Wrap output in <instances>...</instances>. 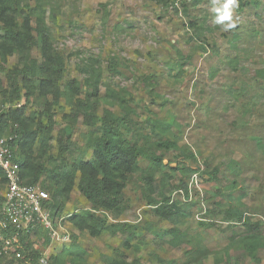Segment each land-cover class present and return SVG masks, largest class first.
I'll use <instances>...</instances> for the list:
<instances>
[{"label": "rangeland", "instance_id": "1", "mask_svg": "<svg viewBox=\"0 0 264 264\" xmlns=\"http://www.w3.org/2000/svg\"><path fill=\"white\" fill-rule=\"evenodd\" d=\"M230 3L19 0L29 40L5 47L0 116L18 162L31 148L29 180L71 188L54 220L66 239L39 230L0 264H264V0ZM105 112L144 153L110 211L78 188ZM84 213L98 236L73 224Z\"/></svg>", "mask_w": 264, "mask_h": 264}, {"label": "trees", "instance_id": "2", "mask_svg": "<svg viewBox=\"0 0 264 264\" xmlns=\"http://www.w3.org/2000/svg\"><path fill=\"white\" fill-rule=\"evenodd\" d=\"M14 14L17 15L19 19H22L23 23H18L14 19ZM23 14V9L19 6V0H0V30L3 33L2 36H0V76L5 69V64L7 63L8 53L5 52V47L11 44L24 47L28 43L29 30L24 27L27 23L25 19L27 16ZM24 32L27 33L26 37L23 35ZM40 37L43 44H47L46 36L43 33V30L40 31ZM53 69V71H56L55 64ZM17 71L18 75H21L24 78L29 76V70L26 67L18 69ZM52 88L56 89V87L53 86ZM94 90L96 93V87ZM57 91L58 89L53 91V95L57 94ZM84 115L85 121H90V115H86L85 112ZM0 119L2 128L6 129L2 116H0ZM116 121L117 119L110 112H105L103 119L101 120L102 134L99 138V148L95 154L94 160L87 163H81L78 168L81 173V181L78 187L79 191L88 201L100 204L108 211L113 210V204L116 203L118 197L124 189L127 175L135 172L138 160L144 154L142 149H138L133 146L121 147L116 143L117 138L115 129L118 125ZM155 127L166 129V127L159 122L156 123ZM65 128L66 129H64V131L67 135L68 142L72 135V128ZM22 139L23 138L21 136L18 141H22ZM159 145L163 148H169L168 142L159 143ZM25 148H27V144L21 145V151L25 155L22 163L19 162L21 168V178L25 184H37L35 180H29L27 173L28 166H30L29 160H31L32 151L31 148H27L26 153ZM35 177L37 178V172L35 173ZM57 178L51 177V180H57ZM0 179L2 185L4 183V179L1 172ZM40 186L55 200L56 211L60 210L63 202L62 200L69 192L71 183L70 185H64L62 187L58 186L56 183L55 185H52V188L50 186H44V184H40ZM72 219L73 224L76 227L81 228L80 224H84L92 236H98L100 233L99 228L104 225L101 220L93 218V216H90L88 213H84L80 219ZM255 238L256 235H249L243 240V242L240 243L251 257L255 256V252L258 249ZM25 240L26 238L22 240V254L32 253L28 248L29 243L25 242ZM1 258H5V256L0 255V261Z\"/></svg>", "mask_w": 264, "mask_h": 264}, {"label": "built area", "instance_id": "3", "mask_svg": "<svg viewBox=\"0 0 264 264\" xmlns=\"http://www.w3.org/2000/svg\"><path fill=\"white\" fill-rule=\"evenodd\" d=\"M15 136L2 128L0 119V172L4 183L0 195V255L18 260L22 257L23 239L43 230L48 237L66 239L60 224L54 227L55 200L40 184H25L21 168L14 154ZM1 183V179H0Z\"/></svg>", "mask_w": 264, "mask_h": 264}, {"label": "clouds", "instance_id": "4", "mask_svg": "<svg viewBox=\"0 0 264 264\" xmlns=\"http://www.w3.org/2000/svg\"><path fill=\"white\" fill-rule=\"evenodd\" d=\"M230 4L233 5V6H236L237 0H231V3ZM220 22H221L220 19L217 18V23H220Z\"/></svg>", "mask_w": 264, "mask_h": 264}]
</instances>
